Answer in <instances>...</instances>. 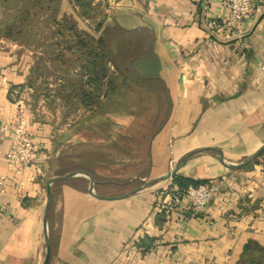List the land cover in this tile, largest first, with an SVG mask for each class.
I'll return each mask as SVG.
<instances>
[{"label":"crops","instance_id":"crops-1","mask_svg":"<svg viewBox=\"0 0 264 264\" xmlns=\"http://www.w3.org/2000/svg\"><path fill=\"white\" fill-rule=\"evenodd\" d=\"M256 1V13L233 33L211 34L206 22L228 17L227 0H95L101 8L94 17L61 0L59 17H74L95 37L99 23L135 36L154 56L136 67L158 77L167 93L166 114H158L156 93L142 113L103 114L115 141L119 134L151 137L94 175L76 164L96 142L114 146L96 136L99 115L65 114L59 103L34 99L26 82L37 52L0 38V176L9 172L15 98L25 102L39 154L0 193V264H42L47 182L76 171L91 174L103 198L86 176L54 183L49 264H236L249 240L264 246V151L246 164L264 147V0ZM176 176L219 184L198 216L186 205L163 208L161 192L177 187Z\"/></svg>","mask_w":264,"mask_h":264},{"label":"trees","instance_id":"trees-1","mask_svg":"<svg viewBox=\"0 0 264 264\" xmlns=\"http://www.w3.org/2000/svg\"><path fill=\"white\" fill-rule=\"evenodd\" d=\"M94 1L75 0L79 15L96 16L101 7ZM60 4L61 0H0V38L37 52L26 82L33 98L43 97L52 106L59 103L65 114L83 109L99 115L96 136L103 142L112 139L111 122L103 118L107 111L125 108L142 113L150 107L146 103L150 95L156 93L158 114H166L167 93L162 81L143 75L136 67L138 61H152L153 54L141 51V42L118 27L103 29L99 23L97 31L102 32L93 36L80 29L74 17H59ZM116 136L117 141L112 139L115 147L96 142L87 154L80 155L76 165L94 175V169L117 165L151 137L134 133ZM199 183L202 181L174 177L180 189ZM236 264H264V246L249 240Z\"/></svg>","mask_w":264,"mask_h":264},{"label":"built area","instance_id":"built-area-1","mask_svg":"<svg viewBox=\"0 0 264 264\" xmlns=\"http://www.w3.org/2000/svg\"><path fill=\"white\" fill-rule=\"evenodd\" d=\"M227 4L228 17L223 20L215 18L207 20L206 28L211 34L237 28L243 21L250 19L257 10L256 0H227ZM14 102L17 104L18 112L14 118L11 147L7 153L9 172L0 176L1 194L6 192L11 174L21 175L36 165L39 160L37 144L28 130L24 116V100L15 98ZM219 187V184L215 182H202L183 189L166 187L161 192V204L164 209L172 213L186 205L193 216H198L214 200Z\"/></svg>","mask_w":264,"mask_h":264},{"label":"water","instance_id":"water-1","mask_svg":"<svg viewBox=\"0 0 264 264\" xmlns=\"http://www.w3.org/2000/svg\"><path fill=\"white\" fill-rule=\"evenodd\" d=\"M263 151H264V147L261 150H259L254 156H252L246 162V164L252 162ZM180 166H181V162L174 168V170L170 174L167 175V177L174 176V174L179 170ZM79 175L80 176H86L87 178H89V180L91 182V192L93 194H95V196H97L98 198H103L102 196L95 193L94 186H95L96 180L91 174H89L87 172H81V171L80 172L79 171L71 172V173L66 174V175H58V176L51 177L48 180V182H47V198H46V206H45V213H44V224H45V233H46V254H45V257L43 259L42 264H49L51 254H52V242H51V237H50V233H49V229H48V219H49L50 209H51L52 200H53V185H54V183H56L58 181L67 180V179H70L71 177L79 176Z\"/></svg>","mask_w":264,"mask_h":264},{"label":"rangeland","instance_id":"rangeland-1","mask_svg":"<svg viewBox=\"0 0 264 264\" xmlns=\"http://www.w3.org/2000/svg\"><path fill=\"white\" fill-rule=\"evenodd\" d=\"M29 90V89H28ZM30 91V90H29ZM30 95V94H29ZM24 104H25V102H24ZM143 144H144V147L146 148L147 147V144H148V138L147 139H145L144 141H143ZM137 170H139V171H142L143 169L142 168H140V169H137ZM143 172V171H142ZM135 186H138V184H134ZM141 185V184H140ZM130 189V188H129ZM129 189H127V190H129ZM109 191H120V190H118V189H113V188H110V189H108ZM123 191V190H122ZM113 193V192H112Z\"/></svg>","mask_w":264,"mask_h":264}]
</instances>
